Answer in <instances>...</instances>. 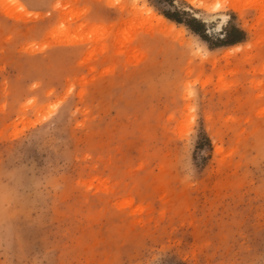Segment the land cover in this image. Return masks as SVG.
<instances>
[{"label":"rangeland","instance_id":"obj_1","mask_svg":"<svg viewBox=\"0 0 264 264\" xmlns=\"http://www.w3.org/2000/svg\"><path fill=\"white\" fill-rule=\"evenodd\" d=\"M17 1L0 0V264H262L264 14Z\"/></svg>","mask_w":264,"mask_h":264},{"label":"bare ground","instance_id":"obj_2","mask_svg":"<svg viewBox=\"0 0 264 264\" xmlns=\"http://www.w3.org/2000/svg\"><path fill=\"white\" fill-rule=\"evenodd\" d=\"M13 2V6L16 9H21L22 6L17 0H11ZM22 14V13H21ZM24 14V13H23ZM147 19L149 21L155 20L158 26H167L166 29L172 31L174 28V24L170 23L169 25L166 24L165 19L162 16H156L152 11L146 10ZM78 39V38H77Z\"/></svg>","mask_w":264,"mask_h":264},{"label":"trees","instance_id":"obj_3","mask_svg":"<svg viewBox=\"0 0 264 264\" xmlns=\"http://www.w3.org/2000/svg\"><path fill=\"white\" fill-rule=\"evenodd\" d=\"M165 17L172 20V18L166 14ZM241 35H243L241 30L233 28L231 29V32H225L224 36L226 37V39L223 44H235L237 42H240L242 40Z\"/></svg>","mask_w":264,"mask_h":264},{"label":"snow or ice","instance_id":"obj_4","mask_svg":"<svg viewBox=\"0 0 264 264\" xmlns=\"http://www.w3.org/2000/svg\"><path fill=\"white\" fill-rule=\"evenodd\" d=\"M217 9L219 8V4L215 6ZM245 9H259L261 14H264V0H259V3H256V0H245L244 3ZM264 264V262H262Z\"/></svg>","mask_w":264,"mask_h":264},{"label":"clouds","instance_id":"obj_5","mask_svg":"<svg viewBox=\"0 0 264 264\" xmlns=\"http://www.w3.org/2000/svg\"><path fill=\"white\" fill-rule=\"evenodd\" d=\"M189 179H192V177H189Z\"/></svg>","mask_w":264,"mask_h":264}]
</instances>
